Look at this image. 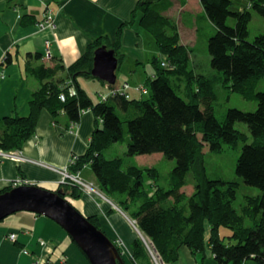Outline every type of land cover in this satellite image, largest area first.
Instances as JSON below:
<instances>
[{"label":"trees","instance_id":"16d2710c","mask_svg":"<svg viewBox=\"0 0 264 264\" xmlns=\"http://www.w3.org/2000/svg\"><path fill=\"white\" fill-rule=\"evenodd\" d=\"M249 2L247 8L234 11L232 0H199L203 20L214 28L207 48L210 68L215 73L208 77L190 68L191 50L182 44L174 20L164 16L172 7L171 0H139V27L155 41L158 55L150 61L154 75L147 76L140 86L147 93L138 91L137 98L91 75L94 52L101 46L114 50L121 67L124 55L119 39L112 43L106 37L92 40L69 67L60 57H52L46 64L41 61L42 55L28 53L24 67L38 80L39 87L30 99L27 116H8L0 121V150H21L35 134L38 117L44 110L56 123L65 116L71 126L80 122L84 111H91L96 126L88 148L83 156L70 158L68 171L74 175L89 167L102 195L113 200L134 222L164 264L177 262L180 247H188L201 258L210 249L217 264H264V89L256 90L264 78V34L249 40L251 11L264 19V0ZM229 19L232 25H228ZM41 20L31 14L20 16L22 26H38ZM11 61L8 54L3 63ZM81 77L108 86L107 99L100 97V102L95 103L80 87ZM217 85L245 101L256 102V109H229L219 120L213 110ZM71 86L75 87V95L70 94ZM237 122L247 126L251 140L236 130ZM123 124L127 125L130 140L126 156L162 153L174 161L170 172L161 174L155 167L128 166L122 157H106L108 149L124 141ZM224 146L239 149L236 175L244 185L260 191V195L243 197L240 213L234 204L241 183L210 179L205 168V147L216 154ZM190 174L194 181L191 193L185 191ZM146 180L150 183L148 189ZM12 186L0 194L9 192ZM58 187L55 191L68 201L84 193L75 184ZM88 219L101 229L97 215ZM221 227L229 229L231 235L222 237ZM113 242L121 255L119 244ZM130 250V259L121 255L124 264H152L140 236L134 238Z\"/></svg>","mask_w":264,"mask_h":264},{"label":"crops","instance_id":"0c3cea01","mask_svg":"<svg viewBox=\"0 0 264 264\" xmlns=\"http://www.w3.org/2000/svg\"><path fill=\"white\" fill-rule=\"evenodd\" d=\"M138 1L0 0V121L8 116L24 117L29 114V102L37 91L39 82L25 70L26 55L38 53L43 56L41 61L49 64L50 59H44L46 40L49 41L53 58L60 57L63 64L69 67L83 55L92 40L106 37L112 43L119 39L124 59L116 74L119 69L122 73L126 71L136 85L130 87L127 82L123 83V87L125 84L129 86L125 92L131 97H140L137 88L143 85L147 76L154 75V70L148 61L150 51L147 50L145 31L138 24ZM177 1H182L179 5L181 9L186 10L185 0H171L172 7L164 16L174 20L173 10L177 7ZM200 8L196 17L193 12L197 31V22L203 15L202 7ZM46 9L53 13L56 25L54 30H40L37 24L21 25V15L31 14L41 20L47 12ZM181 42L184 44L182 38ZM8 54L12 61L5 64L3 62ZM82 78L78 79V83L92 100L93 92L98 93L99 97L109 93L108 86ZM58 121L56 123L49 112L42 111L38 117L35 134L28 138L21 149L28 159L40 164L16 163L0 155V191L12 186L19 178L49 190L53 187L56 190L59 188L61 176L57 170H63L73 155H84L96 126V119L92 112L87 110L82 113L77 125L71 126L63 115ZM79 175L98 187L89 167H85ZM69 201L71 204L72 201L78 203V206L72 205L82 215H97L101 221V229L109 239L124 241L125 250L128 252L126 259H130V247L136 234L128 221L130 218L118 211L119 206L113 200L86 192L80 198H69ZM11 233L18 234L14 242L9 240ZM177 259V262L169 264H217L210 249L206 251L205 257L201 258V255H193L188 247H180ZM0 264L90 263L68 233L55 221L33 212L21 211L0 221ZM244 264L253 263L247 261Z\"/></svg>","mask_w":264,"mask_h":264},{"label":"rangeland","instance_id":"374dc122","mask_svg":"<svg viewBox=\"0 0 264 264\" xmlns=\"http://www.w3.org/2000/svg\"><path fill=\"white\" fill-rule=\"evenodd\" d=\"M187 2V8L186 10L181 9L179 4H182L181 2H176L177 4L173 10V17L174 22L177 27H179L180 37L182 38L183 43L185 46L191 50L190 54V68L197 72L199 75H205V76H211L213 73H215L214 70H211L210 68V55L207 48V41L211 37V35L214 34V28L211 26H208L207 22L203 20V16L199 17V31L197 32V28L194 24V16L198 13H200V7L201 4L199 3V0H185ZM232 7L231 10L234 11H241L244 8H247L250 4L249 0H232ZM183 6V5H182ZM185 9V8H184ZM193 12L194 16H193ZM252 13V19L249 22V40L252 41L254 38L259 34H264V19L255 11H251ZM228 25L233 24V20L229 19L227 21ZM146 35L147 40V50L150 51V54H148V61L150 62L154 56L157 55L158 50L155 45V41L151 38V36L145 31L144 33ZM150 42V43H149ZM126 72V71H125ZM122 73L119 69L117 71V82L116 85L118 88L123 87V83L127 82L130 87H133L134 81L130 79L127 72ZM82 78V77H81ZM83 79V78H82ZM98 85H100V82L97 81ZM264 89V78L258 83L256 90L257 91H263ZM215 91L217 92V97L213 102V110L214 114H216L217 118L219 120H223L226 114V111L229 109H239L244 112H252L256 109L257 104L254 101H245L239 94L237 93H231L226 89H223L221 85H217ZM94 99L93 101L95 103L100 102V97L98 96V93H92ZM236 130H240L241 132L245 133L250 137L249 131L247 129V126L243 123L237 122L235 123ZM123 140L122 142H118L117 144H114V146L106 151V157L108 159H113L117 157H122L125 159V162H127V165H135L138 167H146L151 168L155 167L160 171L161 174H167L170 172V170L174 167V161L167 160L164 158L163 154L161 153H155L150 155H139L135 157H127L126 156V149L128 146V143L130 142L129 136H128V129L127 125L123 124ZM2 151V150H1ZM21 151V150H20ZM5 152V151H2ZM10 152V151H7ZM5 152V153H7ZM11 152H16L11 151ZM22 152V151H21ZM239 149H232L228 146H224V149L220 153H212L210 152L208 147H205L204 149V158H205V168L207 169V174L210 179H217L221 178L224 180H232L240 182V188L239 192L237 194L236 202L234 204V208L237 212L240 211L241 205L243 204V197L244 196H251V195H260L259 189H256L254 187H248L243 184L242 179L238 178L236 175V163L238 161L239 156ZM32 160V159H31ZM36 162V161H35ZM17 163V162H16ZM38 163V162H36ZM40 164V163H38ZM21 180H26L24 178H20ZM84 181L87 182V180L82 177ZM28 181V180H26ZM149 180H146V187L149 188V184L147 183ZM189 185L185 188V191L191 193V188L193 187L192 184H194L193 181V175L190 174L188 176ZM96 187V186H95ZM98 188V187H97ZM49 189V188H48ZM51 191L56 190L55 187L53 189H50ZM72 204L74 206H78L77 202H73ZM73 206V207H74ZM78 210V209H77ZM118 211L121 213L123 212L120 207L118 208ZM119 213V214H120ZM124 213V212H123ZM240 213V212H239ZM126 218H129L126 214L124 215ZM130 225L132 226L136 236H139V233L137 231V228H135V224L132 220L128 219ZM220 235L222 237H228L230 234V230L224 227L220 228ZM121 239H116L117 243L119 244V250L121 251V255L126 259L128 257V252L125 250L124 241L120 245ZM115 241V240H113ZM148 246L150 249L152 248L150 241L147 239ZM151 245V246H150ZM147 248V246H146ZM153 250V249H152ZM148 253L150 256V260H152V264H156V259L153 260V257L151 256V253L148 249ZM155 258L158 259V256L156 253H154Z\"/></svg>","mask_w":264,"mask_h":264},{"label":"water","instance_id":"95a60500","mask_svg":"<svg viewBox=\"0 0 264 264\" xmlns=\"http://www.w3.org/2000/svg\"><path fill=\"white\" fill-rule=\"evenodd\" d=\"M91 75L107 85L117 82L119 67L114 50L101 46L94 52ZM26 211L55 221L85 255L90 264H124L113 240L97 229L88 216L74 208L59 192L35 185L13 187L0 194V221L11 214Z\"/></svg>","mask_w":264,"mask_h":264},{"label":"built area","instance_id":"2783aa9c","mask_svg":"<svg viewBox=\"0 0 264 264\" xmlns=\"http://www.w3.org/2000/svg\"><path fill=\"white\" fill-rule=\"evenodd\" d=\"M47 12L45 13L43 19L41 20V22H39L38 24V27L40 30H45V29H50V30H54L56 25H55V22H54V19H53V13L49 10H46ZM46 44V53H45V57L44 59H51L53 57V55L51 54V51L49 49V41L46 40L45 42ZM129 86L127 84H125V86L123 87L122 92L123 93H126L125 92V89H127ZM137 91H139V93H141L142 95H146V90L142 87H138L137 88ZM112 93H114V91H112ZM70 94L71 95H75L76 94V90H75V87L71 86V89H70ZM127 94V93H126ZM127 96H129L127 94ZM62 100L63 97L61 96L60 97ZM102 100H106L107 99V96L106 95H103V97L101 96ZM0 155L3 156L4 158H8V159H11L15 162H24V163H35V164H38L36 163L35 161L31 160L30 158L28 159L25 155L22 154V152L20 150L16 151V152H2L0 151ZM57 172L60 174L61 176V181L59 183V185H63V183H68V184H75L77 186H79L81 188V190L84 192V193H90V194H93L95 196H101V197H104L102 195V193L99 191L98 188L95 187V185L91 184V183H88L86 181H84L81 176L79 174H70L69 171H68V166H66L65 168H63V170H57ZM13 187H19L20 185H25V186H30V185H33L32 182H29V181H26V180H21L19 178L18 181H14L12 183ZM134 223V222H133ZM139 236L140 238H142V240L144 241L145 245L147 246V249H149L150 253H151V256L153 257V260L156 261V264H164L162 262V260L159 258L158 254H157V251L155 249H153V247L150 249V247L148 246V243H147V238H145L144 236H142L140 233H139ZM18 237V234L17 233H11V235L9 236V240L10 241H15ZM120 242V245L121 243L123 242L122 240H119ZM153 249V250H152ZM24 253H27V252H24ZM154 253L157 254L158 256V259L155 258L154 256Z\"/></svg>","mask_w":264,"mask_h":264},{"label":"bare ground","instance_id":"6f19581e","mask_svg":"<svg viewBox=\"0 0 264 264\" xmlns=\"http://www.w3.org/2000/svg\"><path fill=\"white\" fill-rule=\"evenodd\" d=\"M102 198H105L106 200H108L105 196L104 197H102ZM136 228V227H135ZM137 231H138V229H137ZM138 233H139V231H138Z\"/></svg>","mask_w":264,"mask_h":264}]
</instances>
